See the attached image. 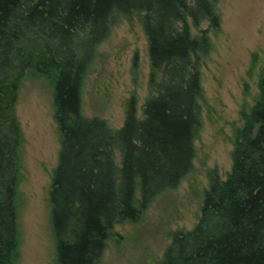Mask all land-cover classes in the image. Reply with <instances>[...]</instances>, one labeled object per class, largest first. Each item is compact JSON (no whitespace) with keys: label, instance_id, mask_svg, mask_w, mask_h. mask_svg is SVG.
<instances>
[{"label":"trees","instance_id":"16d2710c","mask_svg":"<svg viewBox=\"0 0 264 264\" xmlns=\"http://www.w3.org/2000/svg\"><path fill=\"white\" fill-rule=\"evenodd\" d=\"M138 19L148 40L149 94L126 102L119 129L82 113L83 87L115 19ZM221 28L216 0H0V264L20 260L21 82L53 83L60 153L49 198L57 264H99L117 224L139 222L193 171L202 129L201 67ZM240 111L233 165L210 173L198 222L171 233L155 264H264V65ZM118 154L120 160H118Z\"/></svg>","mask_w":264,"mask_h":264},{"label":"rangeland","instance_id":"374dc122","mask_svg":"<svg viewBox=\"0 0 264 264\" xmlns=\"http://www.w3.org/2000/svg\"><path fill=\"white\" fill-rule=\"evenodd\" d=\"M221 28L202 22L191 31L209 30L212 50L201 67L202 129L195 141L193 171L178 188L156 198L137 223L117 224L99 264H155L171 242V233L190 230L198 222L210 173L225 179L232 169L240 111L254 104L264 65V0H216ZM151 69L148 40L138 19L118 16L109 37L97 50L83 87L82 113L123 126L126 102L138 99V115L149 94ZM23 133L22 180L18 225L20 260L17 264H57L49 192L60 153L54 119L53 83L45 77L21 82L16 107ZM118 160L120 156L118 154Z\"/></svg>","mask_w":264,"mask_h":264}]
</instances>
